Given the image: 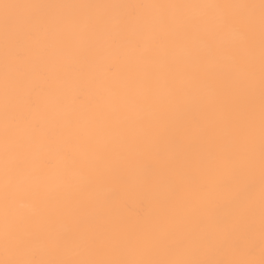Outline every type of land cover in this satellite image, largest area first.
<instances>
[{
    "label": "snow or ice",
    "instance_id": "snow-or-ice-1",
    "mask_svg": "<svg viewBox=\"0 0 264 264\" xmlns=\"http://www.w3.org/2000/svg\"><path fill=\"white\" fill-rule=\"evenodd\" d=\"M0 264H264V0H0Z\"/></svg>",
    "mask_w": 264,
    "mask_h": 264
},
{
    "label": "bare ground",
    "instance_id": "bare-ground-1",
    "mask_svg": "<svg viewBox=\"0 0 264 264\" xmlns=\"http://www.w3.org/2000/svg\"><path fill=\"white\" fill-rule=\"evenodd\" d=\"M67 2H81V0H67ZM92 2H110V0H92ZM120 2H129V0H120ZM134 2V0H133ZM258 2V0H256ZM141 166L145 169L147 173L153 172L157 167L158 163L157 161L149 158H145L141 161ZM144 209V205L141 204L138 200H132L130 201V208L129 210L135 214L142 212Z\"/></svg>",
    "mask_w": 264,
    "mask_h": 264
}]
</instances>
